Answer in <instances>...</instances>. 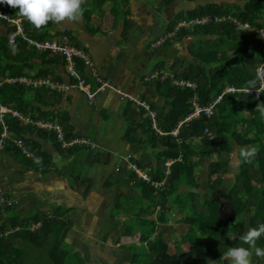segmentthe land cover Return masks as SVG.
<instances>
[{
	"label": "trees",
	"instance_id": "trees-1",
	"mask_svg": "<svg viewBox=\"0 0 264 264\" xmlns=\"http://www.w3.org/2000/svg\"><path fill=\"white\" fill-rule=\"evenodd\" d=\"M97 1L99 0H93V5ZM163 1L168 4L173 2ZM242 1L245 0H236L233 8L209 4L180 16L185 20L204 16H218L226 20L195 27L193 32L181 30L182 36L196 37L194 44L190 46L191 60L185 59L189 65L184 67V78L196 83L197 88L195 90L177 88L172 85L171 79L160 84L163 88L168 86V98L171 101L169 112L159 115L162 130L168 133L167 136L159 137L161 140L157 142L164 149L158 154V164L154 167H146L147 162L132 155V161L141 170L150 173L152 182L164 181V185L155 187L140 180L127 166H121V169L126 167L129 172L128 178H122L121 182L129 184L133 181L141 191V195L135 198L132 211L114 207L111 214V218L119 221L120 230L116 233L117 238H134L139 234L137 242L125 246L127 263L213 264V261H219V264H230L228 260L220 259L223 253L233 246L248 247L239 237L248 229L264 223V117L255 110L257 104L264 102V90H261L259 83L257 84L259 98L254 93L255 89L249 95L226 94L216 107L214 116L207 118L202 114L190 123L184 124L179 130L178 137L171 135L179 122L192 113L194 102L200 106H208L228 87L246 90L247 82L254 79L260 70L264 72V0H248L241 5L239 2ZM3 5V10L11 18L21 17L17 14L18 9ZM87 12L92 11L84 8L83 14ZM246 25L248 29L244 28ZM54 26V23H49L37 30L27 22L24 29L27 37L44 41L52 39L50 32L54 30ZM15 32L14 26L0 21V82H3L0 86V102L10 110L17 111L34 121L57 122L58 116L53 115L49 120L47 115L50 116V113L35 106L36 98L48 95L47 89H35L17 82L12 84L6 82L24 76L32 77L36 61L48 62L53 55L50 52L36 51L20 36L16 44L10 46V37ZM200 34L204 35L203 39L198 38ZM55 35L58 36L60 33L56 32ZM62 35L68 36L66 31ZM237 39L239 47L235 45ZM48 74L42 70L32 78L45 77ZM148 117L147 124L154 135L156 133L152 130L150 116ZM5 119L10 134L16 136L22 122L11 113L6 114ZM49 132L55 135L54 131ZM146 134L148 135L147 132ZM75 137L66 139L71 140ZM250 145L256 146L258 151L251 162H242L238 150ZM235 153L239 171L232 182H227L231 161L234 158L232 156ZM180 156L182 159L177 160ZM168 159L177 161L171 167L169 176H166L165 163ZM203 160H207L209 164L207 184L204 186L201 172ZM228 183H231L228 195L221 196L220 190ZM212 193H216V197L227 202L229 211L235 212L231 222L225 217L228 209L223 210L221 215L220 200L210 199ZM206 194H210L209 199L199 201ZM133 209H137V212ZM144 211H148L145 216L141 215ZM248 213L251 216L246 218ZM12 220L14 221L10 222L9 227L8 222L0 225V233H6L8 229L13 230L18 225L15 221L17 219ZM168 220L188 225L187 233L180 237L183 241L191 243L188 251L177 248L176 253H169L167 237L173 233L168 234L171 232L170 228L165 231ZM39 221L43 222L39 229L33 230L31 225L27 227V224L23 223L20 224L21 231L0 238V264H27L25 261L27 249L23 244L18 246L16 239L23 240V243L34 241L42 246L40 252L34 255L39 259L43 256V262L40 261V264H68L70 251L64 247V239L70 227L65 225L66 222L62 225L58 219H55L56 224H53L50 219L37 217L35 224H39ZM128 223L132 225L128 227L123 225ZM256 244L257 247L264 248V236ZM252 259L254 263L258 257L253 253Z\"/></svg>",
	"mask_w": 264,
	"mask_h": 264
},
{
	"label": "crops",
	"instance_id": "crops-1",
	"mask_svg": "<svg viewBox=\"0 0 264 264\" xmlns=\"http://www.w3.org/2000/svg\"><path fill=\"white\" fill-rule=\"evenodd\" d=\"M234 3L236 0H173L171 4L163 0H99L95 5H89L88 0L87 6L83 5V8L92 12L83 14L79 22L54 23V30L50 32L52 39L48 40H61L63 36L67 37L72 46L82 50L92 59L95 68L105 80L116 88L147 101L156 113L160 126L159 115L167 114L171 107L168 86L163 88L160 84L171 79L173 86L184 89L187 87H179L176 82H192L185 80L184 67L189 65L185 59L191 58L190 46L194 44L196 37H185L182 33L180 35V32L183 29L193 32L198 26L189 23L191 24L189 28H182L178 32L175 29L182 22H192L199 18L185 20L180 16L209 4ZM204 17L223 19L218 16ZM64 31L68 36L62 35ZM56 32L60 35H55ZM169 35L170 38L167 37ZM162 38H167L165 45L155 48L156 42ZM49 59L50 61L44 63L36 61V69L32 73L34 77V74L37 75L44 70L49 73L47 76L22 78L49 79L54 83L68 86L69 90L64 92L47 89L48 91H45L48 95L36 98L35 106L50 113V116L47 115L49 120L53 115L58 116L57 122L56 120L47 122L60 124L67 138L83 137L92 142L94 147L64 150L53 133L20 123L18 136L11 134L0 154V190L6 197L16 200L15 207L1 209L3 218L1 225L8 222L9 227L10 222L14 221L12 219H17L15 221L18 225L13 229L14 234L21 231L20 224L26 223L27 227L37 225L35 224L37 217L50 219L53 224H56L55 219L60 220L62 225L66 222L68 225L66 223L65 225L70 227V230L64 239V247L67 250H82L85 252L83 255L87 256L86 264H90L94 248L112 255L116 254L112 248L114 244L111 242L113 239L111 236L120 230L118 222L115 226L113 220L109 221L111 214L105 218L106 220L101 218L107 198L101 193L119 192L122 198H137L141 195L140 189L133 181L129 184L121 182L122 178H128L129 172L126 167L117 172V166L129 155H133L147 162L146 167H154L158 164L157 156L164 147L157 143L161 140L160 136L152 134L147 124L149 117L144 110L138 109L129 100H121L110 90L97 95L94 102H90L84 93L73 88L75 82L68 74L63 57L52 55ZM79 71L89 84H94L89 67L81 63ZM195 104L199 105L194 102L192 113ZM186 118L179 122L176 129ZM1 129L3 130L0 123V131ZM15 137L25 140L39 158L38 162L29 160L21 154L12 141ZM231 164H236L234 159ZM208 170V161L203 160L202 174ZM96 185L100 186L101 193L96 188L92 190ZM115 197L118 198V195ZM218 199L220 200L219 197ZM110 208L113 210L114 207ZM72 211H77L78 214H72ZM141 215L145 216L147 212L144 211ZM39 222L41 228L43 222ZM104 222H107L105 230ZM108 230L110 239L105 247L90 242L81 245L80 235L82 238L87 237L88 233L96 231L103 233ZM15 241L18 246L23 244L27 249L28 255L25 258L27 264L43 262V256L40 259L34 256L40 252L42 246L34 241L27 243L20 239ZM89 250L91 252L86 253ZM117 254L118 258L113 264L120 262L122 254ZM93 259L97 258L93 256ZM80 260L81 258H78V261Z\"/></svg>",
	"mask_w": 264,
	"mask_h": 264
},
{
	"label": "built area",
	"instance_id": "built-area-1",
	"mask_svg": "<svg viewBox=\"0 0 264 264\" xmlns=\"http://www.w3.org/2000/svg\"><path fill=\"white\" fill-rule=\"evenodd\" d=\"M0 15H3L5 17H0V21H5L8 24H11L16 28L15 34H13L10 37L9 45L14 46L16 44V40L18 36L22 37L24 41H26L29 46L34 48L38 52H50L53 55H59L63 57L66 63V68L68 71L69 76L74 80L75 84L73 88H77L81 92H83L87 99L90 102H94L96 99V96L106 92L108 90L115 92L121 100H129L132 103L135 104V106L138 109L144 110L148 113L150 116V119L152 120V129L155 131V133L160 136L164 137L167 136L168 133L164 132L161 127L159 126L157 122V116L156 113L152 110L151 105L145 101L140 99L139 97H136L134 95H130L126 93L122 89H118L115 86H113L108 80H105L103 76L100 74V72L95 68L92 59L84 53L82 50L72 46L70 44V41L67 37L63 36L61 40H37L27 37L25 34L24 24L28 21L24 19L23 17H17V18H11L6 11L3 10V4H0ZM225 18H210V17H202L199 19H195L192 22H182L176 27V32L180 31L182 28H189L192 25L195 26H206L211 23L221 22L224 21ZM236 24L242 27L240 23L235 21ZM191 23V24H189ZM244 28H249L247 25L244 26ZM171 35L167 36L170 38ZM167 41V38H162L159 41L156 42L154 45L155 48H159L163 46ZM84 64L85 67H89L91 69V78L93 81V85L89 84L85 76L79 71V64ZM261 72V70L259 71ZM9 83H20L21 85L25 86H31L35 89L40 88H46L48 90L52 91H64L67 92L69 90V87L60 84V83H54L53 81L49 79H39V80H32L29 78H20L17 80H7ZM6 81V82H7ZM3 84V82H0V86ZM176 85L179 87H187L192 90H195L197 88V85L193 82H176ZM261 90H264V88H261ZM253 92V91H252ZM251 92V93H252ZM259 92L257 94V91L254 93L259 98ZM235 93H247L246 90L243 89H237L235 87H228L224 90L221 96L216 98L212 103H210L208 106H200L195 104L193 113L185 119V121L181 122L179 128L186 122H190L193 119H196L200 117L202 114H204L207 118H211L214 116L216 107L221 103L222 98L226 94H235ZM11 113L15 118H18L23 124L26 125H32L36 126L38 129L42 130H48V131H54L56 134V139L59 142L60 146L64 150L72 149L75 147H94L92 142H90L88 139L83 137H75L71 140H67L65 137L64 129L60 124H52L48 122H42V121H34L29 117H25L19 112H15L12 110L7 109L5 106H3L0 102V123L4 125V128L0 134V154L5 148V145L10 138V132L8 129V126L5 123V115ZM179 128L174 130L171 135L178 137L179 135ZM207 133H209L208 130H206ZM206 133V134H207ZM211 136V135H210ZM15 144V146L20 150L22 155L30 160L39 161V158L36 156V154L29 148V146L26 144V142L19 137H16L12 140ZM182 156H180L177 160H181ZM173 159H169L165 163L166 172L165 175L169 176L171 167L173 164L177 161ZM127 166L128 170L134 172L137 177L146 182L151 183L155 187H160L164 185V181L160 183H154L152 182V177L149 172H145L144 170H141L133 161H132V155H129L127 158L124 159V161L121 163V165H118L116 168V171H121V166ZM0 205H4L6 208H13L16 206V200L13 198L6 197L0 190ZM2 214H1V208H0V225L2 222ZM40 225L32 226V229H38ZM15 232V230L6 233H0V238L3 236H8L9 234Z\"/></svg>",
	"mask_w": 264,
	"mask_h": 264
},
{
	"label": "clouds",
	"instance_id": "clouds-1",
	"mask_svg": "<svg viewBox=\"0 0 264 264\" xmlns=\"http://www.w3.org/2000/svg\"><path fill=\"white\" fill-rule=\"evenodd\" d=\"M84 3L85 0H0V4L18 9L17 14L26 19L37 30L46 27L49 23L79 22L83 16ZM0 17L5 16L0 15ZM258 83L260 88H264V72H258L254 79L247 82L246 91L248 95L254 89L257 91ZM255 110L259 112L261 117H264V102L257 104ZM257 151L256 146L242 147L238 150V156L242 162H251ZM262 236H264V223L248 229L239 237L248 247H229L220 259L228 260L230 264H252L253 253L255 256L264 259V248L257 247L256 244ZM213 264H219V261H213Z\"/></svg>",
	"mask_w": 264,
	"mask_h": 264
},
{
	"label": "rangeland",
	"instance_id": "rangeland-1",
	"mask_svg": "<svg viewBox=\"0 0 264 264\" xmlns=\"http://www.w3.org/2000/svg\"><path fill=\"white\" fill-rule=\"evenodd\" d=\"M245 1L247 2L248 0H245ZM239 3L241 5L244 4L243 1L242 2H239ZM87 4H88V0H85L84 5L87 6ZM91 4H93V0H89V5H91ZM5 6H7V5L5 4ZM222 6L233 8V5H231V4H229L228 6L227 5H222ZM3 7H4V5H3ZM233 12H236V11H233ZM105 15H106V12H105L104 16ZM107 17H109V15ZM234 21H236V20H234ZM203 38H204V36H202V37L199 36V39H203ZM238 40L239 39H237L235 41L236 47H239V45H240L238 43ZM216 45H217V43H216ZM190 60H191V58H190ZM199 65H202V64L199 63ZM2 128H4V125H2ZM234 156H235V154L232 157H234ZM234 162L236 163V164H234L235 167H233L234 165L231 164V166H230V172H229L228 177L226 179L227 182H232L236 178V175H237V173L239 171V166L237 165L238 161L234 159ZM208 172L209 171H206L205 174L202 175L203 176L202 177V180H203L202 185L203 186L207 184L206 179H207ZM229 184H231V183H228V185H225L223 187V189L220 190L221 196H223L224 194L228 195L229 189L231 188V186ZM94 188H96L101 193V188H100L99 185L94 186L92 188V190H94ZM101 194L103 196H107V198L105 199V202H104L105 209L102 210L103 215L101 216V218H103V219L106 218L107 219L108 215L112 214V211L113 210L110 207H115V209L119 207L120 209L125 210V211L126 210L132 211L131 208H133V203L135 202V198L134 197H131V198H124L123 197L122 198V197H120V193L119 192H112V191L111 192H107V193H103L102 192ZM117 195H118V198L115 197ZM209 195L210 194H206V195L202 196L199 201H203L204 199H209L208 198ZM214 198H217L218 199V196L216 197V193H212V196L210 197V199H214ZM116 201H117V203H116ZM98 203H100V202L98 201ZM96 207H97V205H96ZM0 208L2 209V208H6V207L4 205H0ZM99 210H101V208ZM99 210L97 212L98 214H99ZM133 210L135 212H137V209L136 210L133 209ZM144 210H146V209H144ZM71 213L72 214H75L76 213V215L78 214L77 211L76 212L75 211H72ZM115 213H116V210H115ZM233 216H235V212L234 211H230V212L227 211L225 213V217L227 218V220H229V222H231L233 220ZM250 216L251 215L249 213L246 214V218H249ZM178 217L180 218V216H178ZM112 220H113V222H115V226L117 225V222H119L116 219L111 218V215H110L109 221L112 222ZM235 222L237 223V220L236 219H235ZM123 225L126 226V227H128V225H132V224H129L128 223V224H123ZM167 225H168V227L165 229V231L168 228H170L171 229V232H169L168 234H172L173 233V235H170L169 237H167V242L170 245V247H169V253L170 254L176 253L177 248L182 249L183 251H188L189 248H190V246H191V243L190 242H187V241H183L180 238L182 235H184V234L187 233V231H188V225L182 224V223H175V222H172L170 220L167 221ZM106 226H107V222H104L103 230H105V227ZM114 229H115V227H114ZM109 232H110V230L104 231L103 233H100V232L96 231L94 233H88L86 235L87 237L82 236V238H81V235H80V241L82 242L81 245H83V243H89L90 242L91 244H100L101 246L105 247L106 244H107V242H108V239H110ZM111 237H113V239H112L111 242L114 244V246L112 245V248H114V251H115L116 254H113L112 255L109 252L107 253V251L104 252V251H100V250L94 248V249H92V251L94 253L93 256L95 258H97V259L95 260V259H93V256H91L90 264H113L117 260V258H118V254L117 253H120V255L122 254V256L120 257L121 263H119V264H124V261H125V264H131V262L127 263L128 257H125V253L127 252V250L125 249V246H129L131 243L137 242L139 240V234H137L134 238L121 237L120 238L121 239L120 240L121 242L118 241V238H117L116 234L114 236H111ZM68 251H70V256L68 257V264H86L87 263V259H86L87 256L83 255V254H85V252H83L82 250H80V249L79 250H76V249H68ZM89 252H91V250H89L86 253H89ZM78 258H81V260L78 261ZM31 260H33V259H31ZM252 264H264V259L258 257V259L254 263H253V259H252Z\"/></svg>",
	"mask_w": 264,
	"mask_h": 264
},
{
	"label": "flooded vegetation",
	"instance_id": "flooded-vegetation-1",
	"mask_svg": "<svg viewBox=\"0 0 264 264\" xmlns=\"http://www.w3.org/2000/svg\"><path fill=\"white\" fill-rule=\"evenodd\" d=\"M164 45H165V44H164ZM164 45H163V46H164ZM161 47H162V46H161ZM223 196H225V195H223ZM218 200H219V199H218ZM220 202L224 204V205H223V210L228 209V206H227L228 204H227V202H225V200H222V199H221ZM226 211H227V210H226ZM228 211H229V209H228ZM229 212H230V211H229Z\"/></svg>",
	"mask_w": 264,
	"mask_h": 264
},
{
	"label": "water",
	"instance_id": "water-1",
	"mask_svg": "<svg viewBox=\"0 0 264 264\" xmlns=\"http://www.w3.org/2000/svg\"><path fill=\"white\" fill-rule=\"evenodd\" d=\"M235 155H236V153H235ZM234 157H235L234 159L236 160L237 156H234ZM223 205H224V204L222 203V204H221V207H220V211L222 212L221 215L223 214ZM223 216H224V215H223Z\"/></svg>",
	"mask_w": 264,
	"mask_h": 264
},
{
	"label": "bare ground",
	"instance_id": "bare-ground-1",
	"mask_svg": "<svg viewBox=\"0 0 264 264\" xmlns=\"http://www.w3.org/2000/svg\"><path fill=\"white\" fill-rule=\"evenodd\" d=\"M56 135V134H55Z\"/></svg>",
	"mask_w": 264,
	"mask_h": 264
}]
</instances>
